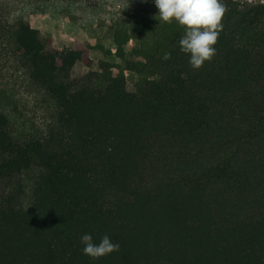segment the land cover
<instances>
[{
  "label": "trees",
  "instance_id": "trees-1",
  "mask_svg": "<svg viewBox=\"0 0 264 264\" xmlns=\"http://www.w3.org/2000/svg\"><path fill=\"white\" fill-rule=\"evenodd\" d=\"M220 3L216 52L199 69L180 51L175 20L143 24L136 59L117 22V48L103 50L124 63L101 60L99 70L86 41L61 48L26 19L12 26L57 115L46 139L19 144L0 112V178L42 168L26 208L0 197V264H264V2ZM65 12L89 28L120 8L97 0ZM85 233L119 250L93 260Z\"/></svg>",
  "mask_w": 264,
  "mask_h": 264
},
{
  "label": "rangeland",
  "instance_id": "rangeland-1",
  "mask_svg": "<svg viewBox=\"0 0 264 264\" xmlns=\"http://www.w3.org/2000/svg\"><path fill=\"white\" fill-rule=\"evenodd\" d=\"M93 1L97 0H0V112L7 116L15 142L26 144L46 139L57 115L55 101L32 79L12 39L11 28L19 19H26L52 35L61 48L72 47L76 38L86 41L94 61L92 69L99 70L101 60L124 63L115 53L103 50H116L117 22L124 21L130 35V45L125 46L127 58L136 59L133 48L139 45L138 29L158 13L154 0H106L112 11L120 8V13L103 26L82 28L67 20L65 10ZM87 71L79 62L73 68V75L83 79ZM125 73L127 88L135 91L137 73L130 70ZM41 172L39 164L33 163L22 172L0 178L1 199L12 197L18 208H26L32 202L35 181Z\"/></svg>",
  "mask_w": 264,
  "mask_h": 264
},
{
  "label": "clouds",
  "instance_id": "clouds-1",
  "mask_svg": "<svg viewBox=\"0 0 264 264\" xmlns=\"http://www.w3.org/2000/svg\"><path fill=\"white\" fill-rule=\"evenodd\" d=\"M158 9L156 18L163 23L175 20L184 29L179 40L180 51L189 55V64L199 69L205 61L211 60L216 52L222 18L225 12L220 0H154ZM163 59H170L165 53ZM83 253L93 260L119 250V244L105 234L95 242L90 233L81 236Z\"/></svg>",
  "mask_w": 264,
  "mask_h": 264
},
{
  "label": "crops",
  "instance_id": "crops-1",
  "mask_svg": "<svg viewBox=\"0 0 264 264\" xmlns=\"http://www.w3.org/2000/svg\"><path fill=\"white\" fill-rule=\"evenodd\" d=\"M78 63H79V62H77L76 64H78ZM80 63H81V62H80ZM76 64H75V65H76Z\"/></svg>",
  "mask_w": 264,
  "mask_h": 264
}]
</instances>
